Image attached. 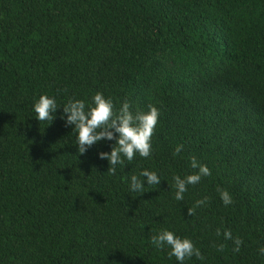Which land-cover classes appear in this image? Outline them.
<instances>
[{"label": "trees", "instance_id": "trees-1", "mask_svg": "<svg viewBox=\"0 0 264 264\" xmlns=\"http://www.w3.org/2000/svg\"><path fill=\"white\" fill-rule=\"evenodd\" d=\"M97 92L159 110L150 156L115 175L99 153L116 140L81 154L61 118ZM193 157L211 174L177 201ZM162 229L200 249L183 264H264V0H0V264H180L151 243Z\"/></svg>", "mask_w": 264, "mask_h": 264}, {"label": "clouds", "instance_id": "clouds-1", "mask_svg": "<svg viewBox=\"0 0 264 264\" xmlns=\"http://www.w3.org/2000/svg\"><path fill=\"white\" fill-rule=\"evenodd\" d=\"M57 103L55 98L49 97L47 94H42L34 102V111L37 114L36 118L39 121H53L54 113L56 112ZM81 99L69 98L66 104L63 105L62 119H66L65 123L72 125L73 131L77 133L76 145L79 153L83 154L87 148L95 143L107 139L116 140L111 152H100L101 159H107L109 162L108 173L115 175V165L122 164L121 154L131 162L136 153L141 157L147 158L151 154V138L155 127L158 123L159 110L152 105H149L147 112L137 111L135 114L131 111V106L128 101H124L118 112H114V105L111 98H105L100 92L95 93L92 102L87 105ZM50 124V123H49ZM119 136L115 137L114 132ZM182 145H178L175 154L181 151ZM192 168H198L199 171L194 174H189L184 178L179 175L173 176L175 191V199L182 201L184 193L187 191V185L197 184L202 176L210 175V169L199 163L195 157L191 160ZM140 176L147 179L148 185H159L160 177L154 171L144 169ZM130 188L132 191L143 193L145 186L142 180L137 175L131 176ZM221 199L225 205L231 204L232 198L227 190L218 188ZM205 200H198L192 208H188L190 216L195 215V208L204 204ZM217 235H220V230L217 229ZM226 239H232L230 231L223 233ZM151 243L157 248H163L167 245L170 248L169 256L175 258L183 264L186 258L195 257L204 259L200 249L196 248L193 242L188 238H179L172 231L162 229L157 234L151 237ZM242 241L237 238L235 240L236 248L234 251H239V246ZM220 250H223V245H220ZM264 253V247L260 249Z\"/></svg>", "mask_w": 264, "mask_h": 264}]
</instances>
